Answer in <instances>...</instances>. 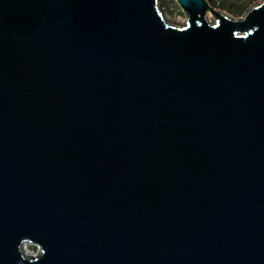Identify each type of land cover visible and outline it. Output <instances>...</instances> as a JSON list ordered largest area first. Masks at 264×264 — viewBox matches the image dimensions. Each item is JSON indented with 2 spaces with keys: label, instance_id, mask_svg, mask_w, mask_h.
Wrapping results in <instances>:
<instances>
[{
  "label": "water",
  "instance_id": "1",
  "mask_svg": "<svg viewBox=\"0 0 264 264\" xmlns=\"http://www.w3.org/2000/svg\"><path fill=\"white\" fill-rule=\"evenodd\" d=\"M177 1L0 0V264H264V0Z\"/></svg>",
  "mask_w": 264,
  "mask_h": 264
},
{
  "label": "rangeland",
  "instance_id": "2",
  "mask_svg": "<svg viewBox=\"0 0 264 264\" xmlns=\"http://www.w3.org/2000/svg\"><path fill=\"white\" fill-rule=\"evenodd\" d=\"M162 6L164 16L171 24L185 25L188 20V14L179 4L177 0H159ZM209 5L216 11L223 13L233 19H241L244 14L250 10L253 6L260 3L262 0H255L249 4L242 12H237L239 6H241L246 0H207ZM206 18L210 23H215L217 20L216 16L212 11H208ZM29 249L32 253L40 254L41 251L38 246L34 244H28ZM29 255V254H28Z\"/></svg>",
  "mask_w": 264,
  "mask_h": 264
},
{
  "label": "trees",
  "instance_id": "3",
  "mask_svg": "<svg viewBox=\"0 0 264 264\" xmlns=\"http://www.w3.org/2000/svg\"><path fill=\"white\" fill-rule=\"evenodd\" d=\"M255 0H246L241 6L238 7L237 12H242L245 8L249 6Z\"/></svg>",
  "mask_w": 264,
  "mask_h": 264
},
{
  "label": "bare ground",
  "instance_id": "4",
  "mask_svg": "<svg viewBox=\"0 0 264 264\" xmlns=\"http://www.w3.org/2000/svg\"><path fill=\"white\" fill-rule=\"evenodd\" d=\"M23 249H24L25 254H27V255L32 254V251L28 247V243L23 245Z\"/></svg>",
  "mask_w": 264,
  "mask_h": 264
}]
</instances>
